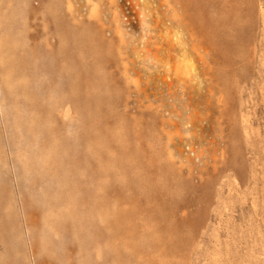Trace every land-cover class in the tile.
Segmentation results:
<instances>
[{
  "label": "rangeland",
  "instance_id": "obj_1",
  "mask_svg": "<svg viewBox=\"0 0 264 264\" xmlns=\"http://www.w3.org/2000/svg\"><path fill=\"white\" fill-rule=\"evenodd\" d=\"M235 4L221 66L214 0H0V264H264V0Z\"/></svg>",
  "mask_w": 264,
  "mask_h": 264
},
{
  "label": "bare ground",
  "instance_id": "obj_2",
  "mask_svg": "<svg viewBox=\"0 0 264 264\" xmlns=\"http://www.w3.org/2000/svg\"><path fill=\"white\" fill-rule=\"evenodd\" d=\"M235 1L236 0H214V34H216L215 37H217V39L220 38L221 35H224V48L221 49L218 45V40L217 42H208L205 24L202 21H198L197 23L198 31L204 40L205 48L207 49V52L211 53L212 62L216 65L232 66L234 62L232 58H230L231 53L233 54L237 46L233 31L234 28L238 26L240 20V17L237 16L239 14ZM175 2L182 5L184 0H175Z\"/></svg>",
  "mask_w": 264,
  "mask_h": 264
}]
</instances>
